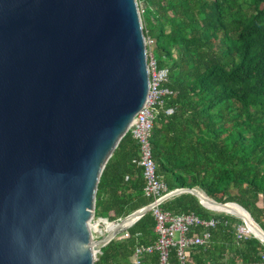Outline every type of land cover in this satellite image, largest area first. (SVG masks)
Returning a JSON list of instances; mask_svg holds the SVG:
<instances>
[{
  "label": "water",
  "instance_id": "95a60500",
  "mask_svg": "<svg viewBox=\"0 0 264 264\" xmlns=\"http://www.w3.org/2000/svg\"><path fill=\"white\" fill-rule=\"evenodd\" d=\"M145 51L136 0H0V264H93L154 206L91 239L98 178L146 100ZM180 194L205 209L195 188L156 203ZM204 198L241 209L264 245L241 206Z\"/></svg>",
  "mask_w": 264,
  "mask_h": 264
},
{
  "label": "trees",
  "instance_id": "16d2710c",
  "mask_svg": "<svg viewBox=\"0 0 264 264\" xmlns=\"http://www.w3.org/2000/svg\"><path fill=\"white\" fill-rule=\"evenodd\" d=\"M136 1L143 4L144 38L152 41L153 58L167 69L165 87L173 92L165 102L172 114L160 112L150 133L156 176L169 191L195 188L217 203L238 204L264 233V0ZM142 188L137 145L127 132L98 178L94 216L113 222L149 204ZM198 197L206 210L189 194L160 205L216 220L206 244L185 250L188 262H259L264 245L237 239L228 216H216L222 213ZM153 226L147 212L102 247L95 264H128L134 246L154 243ZM156 262L155 253L143 257L144 264Z\"/></svg>",
  "mask_w": 264,
  "mask_h": 264
},
{
  "label": "built area",
  "instance_id": "2783aa9c",
  "mask_svg": "<svg viewBox=\"0 0 264 264\" xmlns=\"http://www.w3.org/2000/svg\"><path fill=\"white\" fill-rule=\"evenodd\" d=\"M144 42L146 47L148 91L144 105L134 116L127 132L136 143L138 149V166L141 168L143 179L142 195L150 199V203L154 204L149 212L154 222L155 241L150 245L138 244L134 246L128 258V264H144L143 257L154 253L157 255L156 264H190L185 250L192 246H203L206 244L209 239V231L215 226L216 220L212 217L207 220L200 219L192 213L174 214L169 211H163L160 209V205L163 202L156 203L169 190L155 174L149 139L153 121L158 114L160 112L165 116L172 114V108L166 107L165 102L173 96V92L165 87L168 72L166 68L157 67L151 52L152 42L148 38H144ZM117 222H121L120 219L113 221L111 224L115 225ZM109 225L106 220L101 217H95L93 213L89 222L91 239L99 240L112 232L113 230H109ZM241 237L237 236V239ZM113 238L109 239L108 242ZM171 249L174 250L173 262L170 261ZM100 250L94 252L93 264L97 262L98 256L101 254ZM263 260L264 256H261L259 262L250 264H262L261 261Z\"/></svg>",
  "mask_w": 264,
  "mask_h": 264
},
{
  "label": "bare ground",
  "instance_id": "6f19581e",
  "mask_svg": "<svg viewBox=\"0 0 264 264\" xmlns=\"http://www.w3.org/2000/svg\"><path fill=\"white\" fill-rule=\"evenodd\" d=\"M198 193H199V196L206 202V204L214 211V212H217V213H222V214H228V215H231L233 217H237V218H240L244 223H245V226L244 225H241L238 227V232L241 233V234H250V232L252 233L253 236H257L258 235V229L257 227L252 223V222H249L247 220V217H246V214L241 210L239 209L238 207H229V208H225V207H221V206H217V205H213L212 203H210L209 201H207L205 198H204V194L198 190ZM133 221V220H132ZM132 221L130 222H122L121 221V225L119 228H125L128 224H130ZM246 225L249 227L250 230L247 229ZM112 227V229H111ZM114 229H118V227H116L115 225L113 224H110L109 225V230H114Z\"/></svg>",
  "mask_w": 264,
  "mask_h": 264
},
{
  "label": "rangeland",
  "instance_id": "374dc122",
  "mask_svg": "<svg viewBox=\"0 0 264 264\" xmlns=\"http://www.w3.org/2000/svg\"><path fill=\"white\" fill-rule=\"evenodd\" d=\"M137 5H138V10L140 11V10H142L143 9V4L140 2V3H137ZM141 13V12H140ZM141 18V17H140ZM141 24H142V20H141ZM142 27H143V24H142ZM151 41V40H150ZM152 42V41H151ZM153 48V44H151V49ZM232 193H233V191H231ZM257 206L258 207H260V203L258 202L257 203ZM207 212H209V211H207ZM210 214H212L213 216H215V214L214 213H211V212H209ZM217 215H220V216H223V215H225V214H216V216ZM226 216H228L227 217V219H228V223H230L231 224V226L234 228V230H235V236H236V238H237V236H242V237H251L250 235H248V234H241V233H239L238 232V227L240 226V224H241V222L237 219V218H235V217H233V216H229V215H226ZM261 219L262 220H264V215L261 217Z\"/></svg>",
  "mask_w": 264,
  "mask_h": 264
},
{
  "label": "crops",
  "instance_id": "0c3cea01",
  "mask_svg": "<svg viewBox=\"0 0 264 264\" xmlns=\"http://www.w3.org/2000/svg\"><path fill=\"white\" fill-rule=\"evenodd\" d=\"M111 229H112V227H111ZM111 231V230H110Z\"/></svg>",
  "mask_w": 264,
  "mask_h": 264
}]
</instances>
